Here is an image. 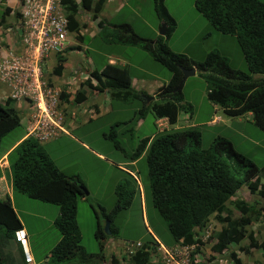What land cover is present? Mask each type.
Masks as SVG:
<instances>
[{
	"label": "trees",
	"instance_id": "16d2710c",
	"mask_svg": "<svg viewBox=\"0 0 264 264\" xmlns=\"http://www.w3.org/2000/svg\"><path fill=\"white\" fill-rule=\"evenodd\" d=\"M152 1L156 15L165 24L162 36L144 38L135 33L127 22L96 21L98 32L106 43L138 47L170 71L169 79L157 87L154 98L136 110L138 117L149 112L153 118L166 117L168 123L172 124L178 111H189V105L182 102L180 68L194 67L206 83L205 95L209 101L217 104L229 116L249 112L254 125L264 132V79L251 77V74H264V2L193 0L195 10L215 30L235 36L246 65V71H241L229 65L227 58L217 50L208 51L201 60L171 51L167 40L175 28V21L167 11L164 0ZM104 3L105 0H79V3L61 0L68 30L78 32L75 15L79 6L96 19ZM7 11L4 7L1 15ZM63 60L62 56H57L53 74H60ZM90 75L95 78L97 89L107 88L111 92V99L123 102L135 99L145 103L143 96L147 94L130 87L131 76L125 65L105 63L101 69H93ZM89 80L87 78L84 82L90 86ZM60 98L66 99V94L60 92ZM84 99V91L78 89L72 101L78 103ZM18 125L19 117L9 101L0 103V139ZM142 152L145 155L150 201L164 220L173 243L195 244L194 251H198L200 240L194 229L201 228L208 216L214 213L224 225L212 235L214 241L210 249L213 252L219 254L230 244L237 246L235 250H243L239 243L247 239L250 246L259 247L264 256V241L257 243L249 227L253 219L264 213V187L259 183L264 168L236 151L225 138L216 137L207 146H201V134L192 127L162 130L151 137L140 138L129 157L135 159ZM7 158L14 191L30 199L58 206L54 225L60 237L49 248L45 263L40 264H95L99 261L107 235L98 220L93 233L98 251L95 254L87 253L79 244L80 232L75 214L78 198L84 197L80 187L82 180L60 171L45 151V146L31 136L19 141L7 153ZM125 174L127 177L114 186L112 208L107 212L102 208L99 213L109 222L110 235L117 234V226L112 222L115 214L127 207L132 197L134 180ZM241 185H245L250 193L259 194L262 204L256 208L244 200L235 199L233 206L240 214L237 219L229 216L225 202ZM223 211L226 213L221 215ZM19 227L21 225L10 200L7 197L0 199V236L12 237L13 230ZM145 247L147 241L131 256L130 264H166L162 261L151 262L150 252ZM235 250H230V257L234 264H242L236 258ZM112 264H115L114 259ZM257 264H264V258Z\"/></svg>",
	"mask_w": 264,
	"mask_h": 264
},
{
	"label": "rangeland",
	"instance_id": "374dc122",
	"mask_svg": "<svg viewBox=\"0 0 264 264\" xmlns=\"http://www.w3.org/2000/svg\"><path fill=\"white\" fill-rule=\"evenodd\" d=\"M75 1L79 3V0ZM108 1L105 0L104 9L100 11L99 15L97 14L98 19H106L111 23L127 22L135 33L144 38L157 36L162 19L156 15L152 0H125L123 5H118L120 0H110L109 3ZM12 3L14 4L13 1ZM165 4L177 19L176 27L167 40L171 51L201 60L208 51L217 50L227 58L229 65L238 70L246 71L245 61L236 43L235 36L215 30L195 10L193 0H166ZM3 6V0H0L1 48L6 47L5 40H9L12 34L15 19L13 12H10L12 7H9L10 9L1 15ZM97 18H91V13L82 10L79 6L75 15L78 23V32L70 34L73 40L71 46L73 47L64 51L65 64H71L72 67H67L64 74L62 73L61 77L56 80L59 87L71 90L75 84L77 85L76 82L78 81L79 88L91 90L93 86H88L82 76L85 75L91 78V81L95 82L94 86H96V80L92 78L90 72L93 69H101L110 55L113 56L114 62L125 65L129 75L141 81V83H145L144 79L148 80L150 86L155 85L152 79L158 80L160 85L167 82L170 71L152 59L147 52L135 46L106 43L97 30ZM51 62L56 63L53 60ZM251 77L257 80L264 79V74H251ZM138 78L143 79L140 80ZM99 90H103L107 94H105L107 99L105 98V102L101 103H105V105L108 103V106H110L109 111L95 119H89L77 129L71 130L70 133L84 141L94 152L102 154V157L79 147L67 137H62L47 148L55 164L65 163L69 159L71 162L67 163L69 165L62 172L67 175L68 170H75L85 181L84 187L89 190V196L87 198L84 197L82 202H78V199L76 204L75 220L80 232L79 244L87 253L98 251L93 233L97 226V220L102 229L105 224L102 215L99 214L100 209L103 208L108 211L112 208L115 197L113 188L117 182L127 177L123 171L124 169L122 170L118 165L119 163L123 167L130 169L138 179L143 198L141 208L139 194L135 190L128 208L115 214L112 222L119 228L116 240L142 241L153 234L162 243L170 244L172 243V238L165 222L150 201L144 153L137 157L132 166L128 165L131 160L129 156L136 148L139 139L145 135L156 133L153 117L148 112L140 118L139 122L141 123L138 124L139 122L136 123L138 118L136 110L140 106L139 100L133 99L123 102L120 99H111V92L107 88ZM136 90L145 92V89L139 86H136ZM181 90L184 101L189 105L190 112L188 114L190 113V117L194 116L192 120L187 115L186 118L192 122L196 121L195 127L192 128L201 133V146H207L211 142L212 137L225 138L232 143L236 151L258 167L264 168V132L254 125L249 115L229 116L215 105L214 108H216L217 112L213 113V104L205 97L206 83L196 73L186 77ZM102 95L100 93L99 96ZM91 97L88 96V102ZM88 102L83 103V105L88 104ZM30 111L28 115L31 113ZM211 112L213 114H210ZM183 113L187 112H179L181 116ZM215 115L224 119L211 123L213 126L207 129L203 128L205 124L203 121L208 117L212 119ZM110 127L113 128V132L109 131ZM21 134H23L21 125L4 134L0 139V154L3 150H7L11 143L17 140ZM259 182L264 187V175L259 177ZM13 196L17 212L27 210L34 211L36 214L35 221L31 222V227L25 224L29 248L31 245L38 253L46 252L47 248L55 243L56 237L59 235L54 225L58 206L30 199L24 194L15 191H13ZM235 199L255 203V207L261 203L259 194H250L245 185L241 186L225 203L229 216L237 219L240 214L233 206ZM95 213H97V218ZM225 213L223 211L221 215ZM221 226L222 223L217 220V216L210 215L203 227L198 230L197 234L200 240L198 247L201 257L199 261L202 264H234L230 257V250L237 249L235 244H230L228 249L223 250L219 254L210 249L214 241L212 235L219 231ZM249 227L252 230V236L255 241L257 243L263 242L264 215L258 220H253ZM239 245L243 247V250H235L236 258L242 264H257L263 261V251L259 247L250 246L247 239L242 240ZM108 252L109 249L104 248L105 260L101 263L96 261L95 264H107ZM115 254H117V250Z\"/></svg>",
	"mask_w": 264,
	"mask_h": 264
},
{
	"label": "built area",
	"instance_id": "2783aa9c",
	"mask_svg": "<svg viewBox=\"0 0 264 264\" xmlns=\"http://www.w3.org/2000/svg\"><path fill=\"white\" fill-rule=\"evenodd\" d=\"M13 31L5 48L0 47V82L6 87L5 97L27 103L26 135L37 140L62 131L61 98L58 87L49 85L42 73L46 63L66 48L67 18L61 0H15ZM45 77V76H44ZM79 88L78 85L75 89ZM23 260L32 264L27 238L22 228L13 231ZM135 243L134 246H138ZM130 245L127 252H133ZM191 245L165 248L159 245L154 254L168 264H196Z\"/></svg>",
	"mask_w": 264,
	"mask_h": 264
},
{
	"label": "crops",
	"instance_id": "0c3cea01",
	"mask_svg": "<svg viewBox=\"0 0 264 264\" xmlns=\"http://www.w3.org/2000/svg\"><path fill=\"white\" fill-rule=\"evenodd\" d=\"M12 1L14 2V4L12 3ZM109 2H110V0L108 1V3ZM165 2H166V0H164V5H166ZM262 2H264V1H262ZM3 3H4V6L8 10L10 9L9 7H12L11 9L13 11V8L16 7L15 0H3ZM108 3H107V5H108ZM124 3H125V0L124 1L123 0L118 1V5H123ZM4 6H3V8H4ZM165 7L169 11L170 15L173 17V19L175 21V27H176V21H177L176 17L173 16L172 12H170V10L167 7V5ZM103 9H104V4H103L101 10H103ZM12 11H10V12H12ZM99 14H100V12L98 13V15ZM99 19H102V18H99ZM103 20H105L107 23H111L110 21H107L106 19H103ZM97 30H98V28H97ZM65 58L66 57H64V60L61 62L63 68L61 69V72H60L59 75H56V74L52 73V68H53V66L55 64L52 63L51 60L48 63H46V66L44 68L45 73H42L43 78L48 82L49 85L58 87L60 90H62V92H64L66 94V99H61L62 101H60V104H59V107L61 108L62 124L60 125V127H61L62 131H58L53 136H51L49 138H46V139L38 140V141L40 142L41 145L45 146V151L50 156V158H51V155H50V153H49L47 148H49L53 142L61 139L62 137H67L68 139H70L74 144L78 145L79 147L85 148L88 151H92L96 155L102 157V154L94 152L84 141L80 140L79 138L74 137L70 133V131L74 130V129H77L80 125L86 123L89 119H95V118L101 116V114L109 111L110 106H108V103H107V105H105V103H101L103 101L105 102V98L107 99V97L105 96L106 93L103 90H101V91H103V92H101L99 89H97L96 86H94L95 82H92L91 81L92 79L90 78L89 84L91 86H93V88L91 89L92 92H91L90 89H85V88L83 89L82 88V90L85 93V99L83 101H81V102H78V103L73 102L72 100H73V97H74V93L76 91V89H75L76 84L73 86V88L71 90H69V89H65V88L59 87L57 85V83H56V80L58 79V77L59 78L61 77L62 73L64 74V72L66 71V68L67 67H72L71 64H68V65L65 64V61H66ZM112 58H113L112 55L108 56L106 63L118 64V63L114 62V60ZM193 60H198V59H193ZM53 61H56V59H53ZM118 65L122 66L123 64L120 63ZM73 68H76V67H73ZM90 71H91V69H90ZM195 73H196V71L194 69V74ZM194 74H192V75H194ZM188 76H190V75H188ZM82 77L85 78V79L88 78V76H85V75H83ZM92 78L95 79L94 77H92ZM138 79L141 80L143 78H138ZM184 80H183V82H184ZM144 81H145V83H141V81H138L134 77L131 76L130 87H132L135 90H136V86L142 87V88L145 89V94L150 95V96H152V98H154L153 97L154 93L156 92L157 87L160 85V82L158 80H156V79H152V81L155 83V85L154 86H150V84L148 83V80L144 79ZM76 83H77V85L79 87L78 81ZM96 84H97V82H96ZM142 84H143V86H142ZM100 93L103 94V95L99 96ZM5 95H6V87H5V85H3L0 82V103H3ZM88 96H92L91 99L89 100V102H88ZM205 97H206V95H205ZM143 98L145 99V103H142L141 101H139L140 102V106L142 104H146L149 100H151V99H147L144 96H143ZM86 102H88V104H84L83 105V103H86ZM182 102L185 103V104H188L187 102L184 101V96H183ZM210 103H212V102L210 101ZM212 104H213V106H212L213 111L212 112L213 113L217 112L216 108H214V107L217 106L219 109H220V107L217 104H214V103H212ZM140 106H138V108ZM13 108L16 111L18 117H19V125L22 126L23 134H21L20 137H18L17 140H15L13 143H11V145L8 147L7 150H5V151L3 150L2 153L0 154V199H5L7 197L10 200L11 206H12V208H13V210H14V212H15V214H16L19 222H20V225L26 232L25 224H28L29 227H31L32 226L31 222L35 221L36 214L34 213V211H27V210H20L21 212H17L16 211V207H15V204H14V201H13L14 200V196H13V191L14 190L11 187V177H10V173H9V164H8V160H7L8 159L7 158V153L9 152V150L14 145H16L19 141H21L23 138H25L27 136L26 135V127H25L26 126V118H25L24 115L29 113L30 108H29L27 103H24L20 99L14 100ZM180 111H183V110H180ZM180 111L177 112L175 121L172 124H169L165 117L153 118V125H154V128H155V132L157 133L161 129L171 130V129L195 127L194 124H196L195 123L196 121L193 120L195 122H192V121L187 120V118H186V115H187L191 120L194 119V116L190 117L191 116L190 113L188 114V112H190V110L186 111L187 113H185V114L183 113L182 116L179 114ZM212 112L210 114H213ZM210 114H209V116H210ZM244 114L249 115L251 117V114L249 112L244 113ZM215 117H217V118L214 119ZM140 118H142V117H138L137 118L136 123L139 122ZM221 119H224V118H220L217 115L213 116L212 119H210V117H208L206 120L203 121V122H205L203 128L207 129L210 126H213V124H211V123H213L215 121H219ZM140 123L141 122H139L138 124H140ZM158 124H160V127H159ZM109 131H113V128L110 127ZM156 133H152V134L147 135V136L145 135L144 137H148V136L151 137L152 135H154ZM144 137H142V138H144ZM67 138H65V139H67ZM213 138L214 137H212V139ZM142 153H144V152H142ZM142 153H140L139 156ZM136 159L137 158H135V159L132 158L129 161L128 165L132 166ZM53 162H54V160H53ZM69 162H71V161L69 159H67L65 161V163L62 162V163L55 164V162H54V164L57 166V168L60 171H63L64 168L69 165V164H67ZM118 165L122 169H124L125 171L129 172L132 176H135L131 170L130 171H129V169L127 170L126 168L123 167L122 164L119 163ZM67 172H68L67 176H74L75 175V176L79 177V179L82 180V182H83V184L81 183L80 187H84L85 181L82 179V177H80V175L75 170L71 169V170H68ZM85 189H86L87 193L84 194V197L87 198V196H89V190L87 188H85ZM18 193H20V192H18ZM84 197L78 198L79 199L78 202H82V200H84ZM140 201H141L140 206L142 208V200H140ZM245 202L248 205L254 204V203H248L247 201H245ZM261 203H262V201H261ZM123 210H125V209H123ZM57 215H58V212H57ZM118 231H119V228L117 227V234H116L115 237H118ZM59 237H60V235H57L55 242L58 241ZM115 242H117V240L114 237H107L105 239L104 248H108L109 249V252L107 253V261L106 262H108V261L112 262V260L115 258L116 259V260L114 259L115 260V264H130V261L127 262V260H125L123 257H120L121 256L120 251L114 246ZM172 243L167 244V245H171ZM49 248H51V246L47 248L46 252H42V253H38L37 251H35V249L32 248L31 245H30L29 249H30L31 255H32L33 259L35 260V262L36 263L37 262L42 263V262H44L45 258H47V253H48ZM116 250H117V254H115ZM95 253H92V254H95ZM101 256H102V258L99 261H102V259L105 260L106 255L102 254ZM0 259L2 260V264H24L23 260H22L21 253H20V249H19L18 245L14 242L12 237L0 236ZM76 264H82V263H76Z\"/></svg>",
	"mask_w": 264,
	"mask_h": 264
},
{
	"label": "clouds",
	"instance_id": "9594fccd",
	"mask_svg": "<svg viewBox=\"0 0 264 264\" xmlns=\"http://www.w3.org/2000/svg\"><path fill=\"white\" fill-rule=\"evenodd\" d=\"M15 4H16V2H15ZM16 8V7H15ZM15 8H14V10L12 11V12H14L15 11ZM4 9V8H3ZM14 14V13H13ZM163 23V22H162ZM67 24H68V20H67ZM67 31H68V42H67V45H66V48L64 49V50H62V52L61 53H57V55L53 58V59H57V56H62L63 58H64V51L65 50H67V49H69V48H71V47H73V46H71V43H72V39H71V33H75V32H73V31H69L68 30V27H67ZM174 31V30H173ZM159 35V34H158ZM162 36V35H161ZM52 59V60H53ZM192 68V67H191ZM194 68V67H193ZM195 69V68H194ZM43 72L45 73V70H43ZM89 78V77H88ZM87 79V78H86ZM90 79V78H89ZM84 80H85V78H84ZM89 86V85H88ZM80 90L81 88H76V90ZM62 92V91H61ZM148 96H150V95H146L145 97H148ZM149 99H153L152 98V96H151V98H149ZM9 101V103H10V105L12 106V108H13V102H14V100H12V99H10V98H7V97H5L4 98V101H3V103L5 102V101ZM14 109V108H13ZM247 113V112H246ZM24 116H26V115H24ZM166 118V117H165ZM167 120V119H166ZM168 122V121H167ZM60 124H62V121H61V123ZM159 125V127H160V124H158ZM163 127V126H162ZM161 127V128H162ZM158 128V127H157ZM162 130H164V129H161L159 132H161ZM27 137V136H26ZM40 143V142H39ZM124 168H126V167H124ZM127 170H128V168H126ZM123 170V169H122ZM124 171V173L126 172L127 174H129L132 178H133V180H134V185H133V192H132V195H133V193H134V191L135 190H137V192H138V194H139V199L140 200H142V198H143V194H142V196H141V189H140V184H139V181H138V179H136V177L135 176H132L129 172H127V171H125V170H123ZM129 171H130V169H129ZM122 180V179H121ZM120 180V181H121ZM119 181V182H120ZM118 183V182H117ZM116 183V184H117ZM260 183V182H259ZM115 184V185H116ZM263 185V184H262ZM241 186H244V185H241ZM240 186V187H241ZM239 187V188H240ZM246 187V186H245ZM82 189H83V192H84V194H85V191H86V189L84 188V187H81ZM247 188V187H246ZM247 191H248V189H247ZM249 192V191H248ZM87 193V192H86ZM113 193H114V189H113ZM236 193V192H235ZM234 193V194H235ZM250 193V192H249ZM250 194H253V193H250ZM144 200V199H143ZM229 200V199H228ZM227 200V201H228ZM261 201H262V199H261ZM130 202H131V199H130ZM130 202H129V204H130ZM226 203V202H225ZM129 204H128V206H129ZM255 204V203H254ZM254 204H251V205H254ZM262 204V203H261ZM260 204V205H261ZM259 205V206H260ZM128 206L127 207H125L124 209H127L128 208ZM259 206H257L256 208H258ZM123 210V209H122ZM122 210H120V211H122ZM119 211V212H120ZM104 212H107V211H105L104 210ZM211 215H215L214 213H212ZM264 215V213L263 214H261V215H259L258 216V218H256V219H253V220H258L259 218H261L262 216ZM210 216V215H209ZM208 216V217H209ZM216 216V215H215ZM103 218V217H102ZM104 219V221H105V223H107V226H106V230L104 229V227H103V231L105 232V234L107 235V237H114V238H116L115 236L116 235H110L109 234V230H108V226H109V222L105 219V218H103ZM252 220V221H253ZM252 221L250 222V224L252 223ZM223 225V224H222ZM104 226H105V224H104ZM203 227V226H202ZM201 227V228H202ZM19 228H22V227H19ZM23 229V228H22ZM200 228H195L194 230H195V232L197 233L198 232V230H199ZM15 230V229H14ZM13 230V231H14ZM24 230V229H23ZM25 231V230H24ZM25 234H26V232H25ZM106 237V238H107ZM26 238H27V235H26ZM12 239L14 240V238H13V233H12ZM144 241H147V247H145L144 249L145 250H147V251H149L150 252V261L151 262H156V261H161V260H159V259H157V257L155 256V254H154V252H155V250H156V248L159 246V245H161V246H163V247H165V248H171V247H174V246H177V245H183V244H179V242H175V243H172L171 245H165L164 243H162L156 236H154L153 234L151 235V237H147V238H145L144 240H142V241H129V240H119V241H117V242H115V244H114V246L120 251V254H121V256L120 257H123L125 260H127V262L129 261V259L131 258V256L138 250V249H140L141 247H142V245H143V242ZM14 242L17 244V242L14 240ZM139 243L138 244V246H134V244L135 243ZM200 243H198V245H199ZM18 245V244H17ZM130 245H132L133 247V252H127V250H128V248H130ZM189 246V245H188ZM191 246H192V254H195L196 256H195V258H197V260H198V262L196 263V264H202V262L201 261H199L200 260V253H199V251H200V249H199V247H198V251H194L195 250V244H191ZM18 247H19V245H18ZM27 247H28V251H29V254H30V256L32 257V255H31V252H30V250H29V245H28V240H27ZM19 249H20V247H19ZM20 253H21V256H22V252H21V249H20ZM104 254V253H103ZM115 259V258H114ZM22 260H23V256H22ZM46 260V259H45ZM44 260V261H45ZM116 260V259H115ZM102 261H104L103 259H102ZM102 261H100V263L102 262ZM109 262V263H108ZM107 262V264H112V262H110V261H108ZM162 262H164V261H162ZM23 263L24 264H28V263H26V262H24V260H23ZM42 263H45V262H42ZM164 263H166V262H164ZM32 264H40V262H35V260L33 259V257H32ZM166 264H168V263H166Z\"/></svg>",
	"mask_w": 264,
	"mask_h": 264
},
{
	"label": "water",
	"instance_id": "95a60500",
	"mask_svg": "<svg viewBox=\"0 0 264 264\" xmlns=\"http://www.w3.org/2000/svg\"><path fill=\"white\" fill-rule=\"evenodd\" d=\"M165 33V24L164 23H161V26L158 30V34L159 35H163ZM181 70V73H182V78L181 80L183 81L188 75H192L194 74V68H189V69H185V68H180ZM147 99L151 98V96H148L146 97ZM85 194H86V191H85ZM106 226H107V223H105V226H104V229L106 230ZM107 231V230H106Z\"/></svg>",
	"mask_w": 264,
	"mask_h": 264
}]
</instances>
